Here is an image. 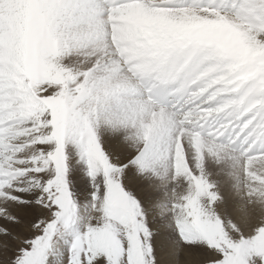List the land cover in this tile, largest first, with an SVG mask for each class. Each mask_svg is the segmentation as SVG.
<instances>
[{
    "label": "snow or ice",
    "instance_id": "obj_1",
    "mask_svg": "<svg viewBox=\"0 0 264 264\" xmlns=\"http://www.w3.org/2000/svg\"><path fill=\"white\" fill-rule=\"evenodd\" d=\"M0 264H264V0H0Z\"/></svg>",
    "mask_w": 264,
    "mask_h": 264
},
{
    "label": "rangeland",
    "instance_id": "obj_2",
    "mask_svg": "<svg viewBox=\"0 0 264 264\" xmlns=\"http://www.w3.org/2000/svg\"><path fill=\"white\" fill-rule=\"evenodd\" d=\"M233 41V37L230 36V35H225L221 41V43L223 44H229ZM81 63H83V61H81ZM213 168H216V165H213L212 166ZM221 167H224L223 165H221ZM222 194L225 196L226 200H229V192H228V189H227V186H224L222 188ZM230 202V201H229Z\"/></svg>",
    "mask_w": 264,
    "mask_h": 264
}]
</instances>
